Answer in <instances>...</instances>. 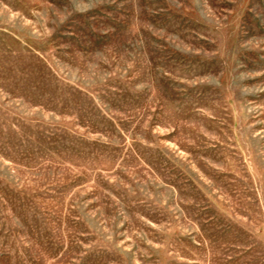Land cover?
Wrapping results in <instances>:
<instances>
[{
    "label": "rangeland",
    "instance_id": "rangeland-1",
    "mask_svg": "<svg viewBox=\"0 0 264 264\" xmlns=\"http://www.w3.org/2000/svg\"><path fill=\"white\" fill-rule=\"evenodd\" d=\"M0 264H264V0H0Z\"/></svg>",
    "mask_w": 264,
    "mask_h": 264
}]
</instances>
